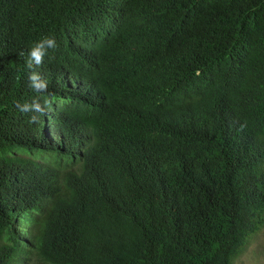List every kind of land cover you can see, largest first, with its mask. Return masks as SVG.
Segmentation results:
<instances>
[{"label":"trees","instance_id":"16d2710c","mask_svg":"<svg viewBox=\"0 0 264 264\" xmlns=\"http://www.w3.org/2000/svg\"><path fill=\"white\" fill-rule=\"evenodd\" d=\"M263 212L264 0H0V264H232Z\"/></svg>","mask_w":264,"mask_h":264},{"label":"clouds","instance_id":"9594fccd","mask_svg":"<svg viewBox=\"0 0 264 264\" xmlns=\"http://www.w3.org/2000/svg\"><path fill=\"white\" fill-rule=\"evenodd\" d=\"M55 40L54 38L46 37L43 40H41L39 43H37L30 51V57L29 60V68L32 67L33 61L36 65H40L43 61V57L46 54V47L54 48ZM30 81V87L33 88L35 91H43L46 89V82L41 80L40 76L36 72H32L29 76ZM20 107L21 112H29L34 110L37 113L43 112V108L41 107L39 102L34 101L32 104H24ZM38 119L37 116L30 117L29 122H35Z\"/></svg>","mask_w":264,"mask_h":264},{"label":"rangeland","instance_id":"374dc122","mask_svg":"<svg viewBox=\"0 0 264 264\" xmlns=\"http://www.w3.org/2000/svg\"><path fill=\"white\" fill-rule=\"evenodd\" d=\"M259 229L250 235L247 244L234 258L232 264H264V212ZM27 264H37L29 259Z\"/></svg>","mask_w":264,"mask_h":264}]
</instances>
